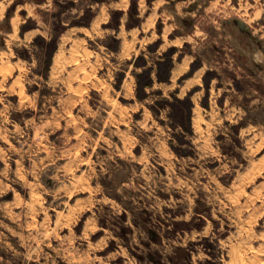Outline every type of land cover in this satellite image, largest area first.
<instances>
[{
	"label": "rangeland",
	"instance_id": "1",
	"mask_svg": "<svg viewBox=\"0 0 264 264\" xmlns=\"http://www.w3.org/2000/svg\"><path fill=\"white\" fill-rule=\"evenodd\" d=\"M259 47L264 0H0V264H264V106L193 125L264 95Z\"/></svg>",
	"mask_w": 264,
	"mask_h": 264
},
{
	"label": "crops",
	"instance_id": "2",
	"mask_svg": "<svg viewBox=\"0 0 264 264\" xmlns=\"http://www.w3.org/2000/svg\"><path fill=\"white\" fill-rule=\"evenodd\" d=\"M251 58H252V61L256 64L258 69L264 67V48L263 49L261 47L257 48L253 52ZM185 65H186V62L181 65L182 67L180 71L181 73L186 70ZM174 73L175 71H173V76H174ZM254 74L255 73H251L249 76H251L252 79H254V76H255ZM238 76L240 75L238 74ZM263 79H264V73H263ZM200 81H201L200 79L198 80L192 79L190 80V83L191 85L193 83L201 84ZM229 83L230 85H228L226 88H220L218 89V91L215 90L216 95L219 96L221 94L222 89L226 91H230V92L235 91L234 90L235 87L233 86V84L231 82ZM230 94L228 93L227 95H225L223 103H219L213 99L211 100V104H210L211 109L209 110L211 114L208 118L201 112L205 108L201 106V102L198 100V97L197 96L194 97L193 100H194L195 106H194L193 125L196 131H200V134H202L205 131V129H207L208 131L210 130L212 131L210 125L213 122L215 123V122H220V121H225V120L237 122L240 119L244 118L245 114L248 111L255 109L254 105H257V109L259 108L260 105L262 107L264 106V95H261L260 93H257L258 94L257 99H254V97H251L252 94L248 93V99L251 97V99L247 101L248 105L244 104L243 101H235L233 99V93L231 95ZM212 95L213 93L211 94V97ZM221 110H223L224 112L222 113ZM257 114H258L257 120L249 121V123L245 125L243 128L248 129V131L252 132L256 137H260V136L262 137L264 136V122L263 121L261 122V118L259 117L260 116L259 112Z\"/></svg>",
	"mask_w": 264,
	"mask_h": 264
},
{
	"label": "trees",
	"instance_id": "3",
	"mask_svg": "<svg viewBox=\"0 0 264 264\" xmlns=\"http://www.w3.org/2000/svg\"><path fill=\"white\" fill-rule=\"evenodd\" d=\"M8 15H10L8 13ZM94 15V12L91 11V10H87V13H85V17L87 18V21L84 22L85 24H89V21L91 20V18L93 17ZM65 28V25L59 21L55 24V35L52 37L51 40L47 41L45 39V37L39 35L36 37L35 41H40V42H43L44 44L46 43L48 48H47V56H46V69L48 70L49 67H50V64H51V61H52V56L55 52V50L57 49V46H58V38L60 36V34L63 32V29ZM28 58H30L31 56H26ZM148 85V84H146ZM181 101V100H180ZM175 111H173V120H172V124L176 127L178 125H183V126H186V127H191V118L187 117L185 114H186V110L187 108H189L191 110L192 106H193V103L191 102V100H182L181 103L179 104H172ZM239 126V125H237ZM200 218V225L199 227H202L205 223V219L202 218L201 216H199ZM140 223V222H139ZM174 223V228L172 230V232L175 233V231H178L182 228V225L184 224V222L182 221H175L173 222ZM152 235H153V239L154 240H161V235L160 234H156V232H152ZM176 252L174 255L170 256V259L173 263L175 264H183L185 263V261L187 260H190V254L187 250V248L185 247H181V246H178L176 248ZM157 253V252H156ZM155 252L154 253H151L150 255L153 256V258L157 261H159V263L162 261V255L159 254V252L156 254ZM162 263V262H161Z\"/></svg>",
	"mask_w": 264,
	"mask_h": 264
},
{
	"label": "water",
	"instance_id": "4",
	"mask_svg": "<svg viewBox=\"0 0 264 264\" xmlns=\"http://www.w3.org/2000/svg\"><path fill=\"white\" fill-rule=\"evenodd\" d=\"M235 23L239 26V28L245 32L250 33L249 27L247 23L241 19H235Z\"/></svg>",
	"mask_w": 264,
	"mask_h": 264
}]
</instances>
